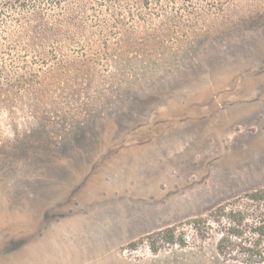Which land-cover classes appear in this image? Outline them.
<instances>
[{
  "label": "rangeland",
  "instance_id": "obj_1",
  "mask_svg": "<svg viewBox=\"0 0 264 264\" xmlns=\"http://www.w3.org/2000/svg\"><path fill=\"white\" fill-rule=\"evenodd\" d=\"M140 2L96 6L106 28L69 14L47 31L69 55L34 44L46 54L0 76V264L85 254L77 217L116 227L130 264H245L188 221L264 185V0Z\"/></svg>",
  "mask_w": 264,
  "mask_h": 264
},
{
  "label": "trees",
  "instance_id": "obj_2",
  "mask_svg": "<svg viewBox=\"0 0 264 264\" xmlns=\"http://www.w3.org/2000/svg\"><path fill=\"white\" fill-rule=\"evenodd\" d=\"M145 1L146 6H149L148 0ZM107 4L115 9L129 8L133 11L132 8L143 5L144 2L140 0H0V76L8 72L17 73L16 61H25L30 55L46 54L32 47L34 44L42 47L46 42V46H51V50L47 51L48 54H58L60 57L69 55L64 51L65 45H60V51L56 47L58 34L53 36L47 31L58 28V25L63 27L75 25L72 21L67 23L69 14L78 20L83 29H89L94 25L106 28L110 24L107 18L98 17L96 13L89 17V12L96 10V6L104 7ZM87 32L88 39L86 37L81 39L82 53L86 55H88L87 50L93 53L92 47L96 46L95 39L90 36L89 30ZM210 216V218L195 217L188 221L199 238L209 239L213 231L217 239L216 250L221 256L245 264H264V185L216 206L211 210ZM162 232H164L163 240L167 243H178L181 246L187 244L186 238L177 234L175 226L165 228ZM136 243L132 241L128 245L135 248ZM152 249L157 251L154 245Z\"/></svg>",
  "mask_w": 264,
  "mask_h": 264
},
{
  "label": "crops",
  "instance_id": "obj_3",
  "mask_svg": "<svg viewBox=\"0 0 264 264\" xmlns=\"http://www.w3.org/2000/svg\"><path fill=\"white\" fill-rule=\"evenodd\" d=\"M74 226L75 232L70 238L72 248L74 251L84 252L85 254L72 258L67 264H130L110 251L111 239L110 241L105 239L109 235V230L110 233L116 231V227L111 226L109 230H105L103 225L95 226V224L81 217L76 218ZM92 229L95 230V234L90 232ZM103 230L107 233L104 234ZM64 241H67L66 236L61 237L58 243Z\"/></svg>",
  "mask_w": 264,
  "mask_h": 264
},
{
  "label": "clouds",
  "instance_id": "obj_4",
  "mask_svg": "<svg viewBox=\"0 0 264 264\" xmlns=\"http://www.w3.org/2000/svg\"><path fill=\"white\" fill-rule=\"evenodd\" d=\"M6 114V113H5Z\"/></svg>",
  "mask_w": 264,
  "mask_h": 264
}]
</instances>
